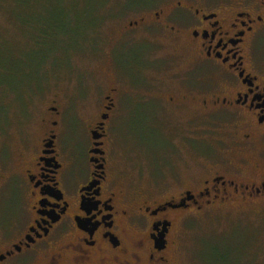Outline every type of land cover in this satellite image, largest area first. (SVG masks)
<instances>
[{
  "label": "flooded vegetation",
  "instance_id": "flooded-vegetation-1",
  "mask_svg": "<svg viewBox=\"0 0 264 264\" xmlns=\"http://www.w3.org/2000/svg\"><path fill=\"white\" fill-rule=\"evenodd\" d=\"M149 12L128 20L122 34L166 38L205 77L146 79V68L157 71L161 57L132 51L136 37H124L123 52L110 54V87L97 120L80 137L71 141L57 130L64 110L50 99L42 128L17 131L12 153L7 144L0 153V198L13 193L15 200L14 212L0 222V264H179L172 257V213L264 200V67L257 55L264 0L215 7L173 0ZM115 69L129 77L127 90ZM131 111L142 119L141 130H157L151 144L121 132ZM84 132L85 149L72 148ZM123 139L129 160L141 152L165 167L150 188L120 175ZM176 160L203 166L204 177L178 183L173 173L178 184L168 190L161 182Z\"/></svg>",
  "mask_w": 264,
  "mask_h": 264
},
{
  "label": "rangeland",
  "instance_id": "rangeland-1",
  "mask_svg": "<svg viewBox=\"0 0 264 264\" xmlns=\"http://www.w3.org/2000/svg\"><path fill=\"white\" fill-rule=\"evenodd\" d=\"M171 1L36 0L30 6H25L19 0H0V153L5 150L6 144L10 145L12 153L17 131L42 128L40 118L45 116L44 110L50 99L55 100L53 105L64 110L58 118L57 130L67 131L66 137L71 141L80 137V133L97 120L103 95L110 87V54L123 52L120 43L124 37H136L132 51L144 50L149 55L151 50H156L157 56L161 57V67L157 71L146 68V79L182 78L185 73H191L196 78L205 77L204 68L192 65V56L175 49L166 38H142L136 32L122 34L128 20L142 13L148 14L164 2ZM196 1L215 7L237 2L242 4L246 0ZM139 4L142 7L127 9ZM124 10L126 12L123 13ZM48 13L54 19L53 25L61 31L46 42L44 49H36L28 40L31 32L25 18L29 15L46 17ZM259 40L257 55L262 58L264 67V35ZM115 71L119 78L125 79L119 82L121 89L127 87V90L131 86L126 81L129 77L120 73V69ZM130 75L135 81L138 80V71L131 70ZM54 92L60 95L59 100L53 97ZM158 94L166 95L167 92ZM123 98L127 102L129 95L124 94ZM47 116L52 118L54 114ZM178 119L182 122L184 115L179 114ZM122 124L121 132L126 136H135L138 143L149 145L157 135V130H141L142 119L140 124L139 117L132 111L126 113ZM86 145L87 136L84 132L83 141L72 143L71 147L81 151ZM124 149L125 139L118 148L121 176L139 184L146 183L147 188H150L155 176L158 178L160 174H165L164 166L160 164L161 167H158V162H151L158 158H149L139 152L129 160ZM169 167L172 172L167 173L161 182L168 184V190H175L172 187L174 184L189 183L190 178L197 184L204 177L206 169L178 160ZM173 173L179 179L178 183L170 178ZM231 206L234 208L225 206L202 213H172L177 222L172 257L179 264H264V200ZM14 210L13 193L2 195L0 222Z\"/></svg>",
  "mask_w": 264,
  "mask_h": 264
},
{
  "label": "trees",
  "instance_id": "trees-1",
  "mask_svg": "<svg viewBox=\"0 0 264 264\" xmlns=\"http://www.w3.org/2000/svg\"><path fill=\"white\" fill-rule=\"evenodd\" d=\"M20 2H24L25 6H30V4H33L36 0H19ZM142 7L141 4H139L136 7H128L127 9H134V8H140ZM126 12L125 10L123 13ZM48 16L50 18H48ZM48 16L46 17H38V16H31L25 18V23L28 25V30H30L31 33L28 35L30 40V43L33 44V47L36 49H44L46 42L51 40L55 33H58L61 31L54 26L52 21L54 20L48 13ZM42 51V50H39ZM45 64V63H44ZM43 64V65H44Z\"/></svg>",
  "mask_w": 264,
  "mask_h": 264
},
{
  "label": "water",
  "instance_id": "water-1",
  "mask_svg": "<svg viewBox=\"0 0 264 264\" xmlns=\"http://www.w3.org/2000/svg\"><path fill=\"white\" fill-rule=\"evenodd\" d=\"M103 118H105V117H103Z\"/></svg>",
  "mask_w": 264,
  "mask_h": 264
}]
</instances>
